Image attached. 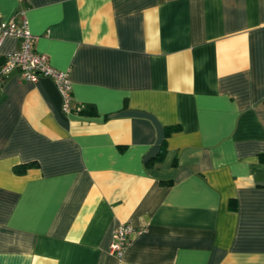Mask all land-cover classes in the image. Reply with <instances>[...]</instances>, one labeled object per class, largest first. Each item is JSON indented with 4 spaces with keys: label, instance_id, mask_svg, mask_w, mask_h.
Segmentation results:
<instances>
[{
    "label": "crops",
    "instance_id": "obj_1",
    "mask_svg": "<svg viewBox=\"0 0 264 264\" xmlns=\"http://www.w3.org/2000/svg\"><path fill=\"white\" fill-rule=\"evenodd\" d=\"M13 15L71 110L49 76L0 82V264H264V0H0Z\"/></svg>",
    "mask_w": 264,
    "mask_h": 264
},
{
    "label": "built area",
    "instance_id": "obj_2",
    "mask_svg": "<svg viewBox=\"0 0 264 264\" xmlns=\"http://www.w3.org/2000/svg\"><path fill=\"white\" fill-rule=\"evenodd\" d=\"M6 35H13L20 40L19 48L4 55L0 60V82H3L13 70H18L22 79L35 81L39 76L53 78L62 97V109L65 112L71 110V80L69 69L54 67L45 53L36 51L32 42L35 35L31 33L27 20L21 16L13 15L7 20L0 21V43ZM80 108V107H78ZM138 232L128 222L119 223L113 230L109 243V252L120 257L132 239V235Z\"/></svg>",
    "mask_w": 264,
    "mask_h": 264
},
{
    "label": "trees",
    "instance_id": "obj_3",
    "mask_svg": "<svg viewBox=\"0 0 264 264\" xmlns=\"http://www.w3.org/2000/svg\"><path fill=\"white\" fill-rule=\"evenodd\" d=\"M173 128H174V127H172V126H168V127H166V128H165V134H168ZM160 157H161V153H160L159 156H157V159H160ZM27 165H28V164H26L25 166H27Z\"/></svg>",
    "mask_w": 264,
    "mask_h": 264
}]
</instances>
